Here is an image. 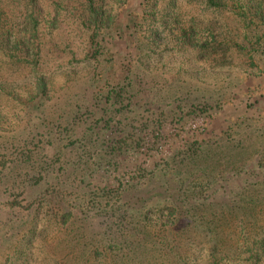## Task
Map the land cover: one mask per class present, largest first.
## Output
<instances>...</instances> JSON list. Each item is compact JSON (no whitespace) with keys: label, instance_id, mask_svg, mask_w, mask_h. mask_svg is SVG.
Listing matches in <instances>:
<instances>
[{"label":"trees","instance_id":"obj_1","mask_svg":"<svg viewBox=\"0 0 264 264\" xmlns=\"http://www.w3.org/2000/svg\"><path fill=\"white\" fill-rule=\"evenodd\" d=\"M127 1L53 0L52 11L43 0H0V56L29 73V80L25 78L20 83L0 74V93L21 104L32 120L40 118L41 122L31 121L20 139L13 137L4 142L9 143L7 149L14 150L15 158L0 168V184L5 187L4 192L19 191L27 203L21 206L13 200L3 204L12 210L22 207L26 217L21 225L24 234L17 245L14 243L19 232L0 234L2 253L7 255L3 264H26L30 243L41 224L40 215L42 221L55 228L97 224L104 236L102 251L107 254L115 249L117 258L123 246L139 248V244L132 246L131 240L155 226L150 213H156L155 223L168 215L160 231L179 227L182 236L177 237L182 241L187 233L191 237H207L211 246L205 256L207 264H225L228 252H232L221 248L214 221L205 219L208 204L216 202L220 215H229L234 221L252 223L258 216L264 217V202L257 206V192H261L258 187L264 185L260 162L246 165V171L242 166L234 170L238 185L230 190L214 186L225 174H208L205 148L218 142L224 130L229 129V124L221 131L203 126L204 116L198 110L213 107L209 103L212 100L200 102L190 96H171V102L176 104L173 114L169 110V117L174 122L188 117L185 126L192 134L177 148L166 147L157 132L162 127L158 118L163 113L154 121L155 132H147L152 122L144 112L151 115L158 103L146 86L140 88L135 81L133 69L139 62L133 55L128 57L131 46L136 54L157 41L159 30H154L155 26L165 31L175 45L200 50L197 53L211 63L230 61L232 53H258L264 50V0H143L139 22L134 20V30L128 28L130 33L125 34L129 44L123 50L127 53L120 51L116 56L112 47L114 40L121 38L116 25L122 15L113 14V6ZM191 2L206 9L200 15L208 16V20L182 9V5ZM62 9L84 35V61L91 72L84 88L85 105L75 104L61 122H49L42 113L51 99L59 66L50 65L48 60L50 55L60 60L68 52L73 53L70 40L63 45L52 41ZM226 14L237 17L243 25L239 38H229L233 30L229 27L231 17ZM144 25L146 42L140 43L136 39L140 40ZM185 104L188 111L183 114ZM2 113L0 109V129L7 124ZM37 133L39 137L35 138ZM30 144L32 148L28 150ZM230 195L238 200L225 202ZM182 241H173L178 262L185 261L178 254ZM252 245L246 252L252 262L259 263L264 238L254 237Z\"/></svg>","mask_w":264,"mask_h":264},{"label":"rangeland","instance_id":"obj_2","mask_svg":"<svg viewBox=\"0 0 264 264\" xmlns=\"http://www.w3.org/2000/svg\"><path fill=\"white\" fill-rule=\"evenodd\" d=\"M52 1L43 0L46 7L55 11L54 6L50 5ZM142 4L143 0H128L123 4L113 6L112 13L117 16L118 13L122 15L121 19L119 16L116 25L121 38L114 40L112 47L116 56L120 51L127 53L123 50L125 45L129 44V39L125 34L130 33L129 29L134 30V20L139 22ZM182 9L190 14L194 12V16L198 19L208 20V16L204 18L200 15L206 9L197 8L194 2L182 5ZM59 13H61L59 15L60 22L57 23L52 41L63 45L65 41L70 40V49L73 53L68 52L60 60L55 55H50L48 60L50 65L57 66L58 64L59 66L55 73L56 78L53 93L50 94L51 99L47 101L45 111L42 113L49 122L57 119H60L61 122L75 104L85 105L87 95L84 93V88L91 72L90 66L84 61L83 41L85 38L83 33L71 21V17L64 9ZM227 16L231 17L229 27L233 30L229 38H235V36L239 38V34L242 35L244 32L243 25H240L236 20L237 17ZM218 22H221V18H218ZM156 28L159 30L156 42L147 45V47L144 46L143 51H137L136 54L132 50L135 47L131 46L132 49L128 53V57L133 55L134 60L139 62L133 69L136 75L134 76L135 81L140 83V88L146 86L150 94L153 95L154 101L158 103V107L154 105L156 109L151 115L150 112H144L145 117L150 118L149 123L152 122L147 132H155L154 121L157 120L159 114L163 113L164 115L158 118L159 120L161 118L162 127L157 132L166 147L177 148L192 133L188 132L185 126L189 120L188 117H185L186 119L177 118L176 122L169 117V110L171 109L173 114L175 108L173 104H176L171 102V96L173 95L175 98L190 96L200 102L212 100L209 103L213 107H201L198 110V114L204 116L203 126L207 130L221 131L224 130L222 128L225 125L229 124V129L224 130L225 134L218 138V142L205 148V166L209 168L207 171L210 177L221 172L225 174L220 175V182H215L214 186L224 187L226 190L233 189L238 185L234 179V170L242 166L241 169L246 171V165L257 161L264 168V53L262 54L264 50L258 51V53L246 51L239 52V54L232 53L233 58L230 61L211 63L209 60L203 59L202 53L201 55L197 53L200 50L196 52L190 47L177 46L171 42L165 31L159 29L158 26L153 29ZM144 32H146V25L141 29L140 40L136 39L137 42H146V33ZM74 54L75 57H73ZM69 59L72 61L68 62ZM121 59H123L122 56ZM94 65L96 66L97 63ZM47 66L49 67V65ZM0 74L10 80L18 81V83L24 82L22 80L25 78H27L25 81L29 80L27 71L17 69L1 56ZM169 102L172 105L168 106ZM182 108L183 114H186L187 104ZM0 109L3 116L7 118V124L0 129V164L2 163L0 168H2L4 164L15 158V155H12L14 150L7 149L6 146L9 143L6 145L4 142H9L13 137L20 139V134L28 129L31 121L32 124L41 122L40 118H35L36 122L32 120L21 104L1 93ZM164 116L166 119H163ZM175 117H179V114H175ZM39 133L35 138L39 137ZM2 147L3 150H1ZM29 148H32L31 144L27 147L28 150ZM254 172L257 173V171ZM258 188L261 192H257L260 193L257 206H261L264 202V185ZM4 189L5 187L0 184V234L9 236L19 232L16 236L15 246L22 240L24 230L21 225L26 221V217L22 207L12 210L3 204L16 200L21 203V206H24L27 200L19 195V191L8 189L7 192H4ZM233 197L230 195L225 202H231L232 199L238 200L236 196ZM215 203L208 204L209 208H205V219L214 221V227L220 233L221 248L232 250V252H228L225 264H264V253L262 260L259 263L257 261L254 263L246 252L247 248L254 247V245L251 246L254 237L264 238V217L258 216L252 220V223L234 221L229 215H220V206H215ZM148 216L152 218L155 226L152 225L147 232L142 231L139 235L133 236L131 240L132 246L139 244V248L130 247L127 249L126 246H123L121 256L117 258L115 249L107 254L102 251L104 236L97 224H84V227L76 223L67 228H55L50 222L42 221L40 215L41 224L37 226L36 237L32 244L30 243L26 264H207L205 256L207 251L211 250V246L206 242L207 237L203 235L201 238L191 237L187 233L182 241L177 237L179 234L182 236L178 231L179 227L172 231L169 228L163 232L160 231L164 228L168 215L157 223H155L156 213H150ZM253 218H255L254 215ZM254 222L256 224H253ZM1 240L0 238V264H3L7 255L2 253L4 244ZM174 240L182 241L183 245L180 246L178 254H181L180 258L185 261L178 262L176 260Z\"/></svg>","mask_w":264,"mask_h":264}]
</instances>
